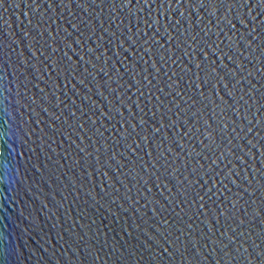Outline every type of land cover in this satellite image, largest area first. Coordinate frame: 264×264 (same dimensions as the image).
<instances>
[{
  "label": "water",
  "instance_id": "water-1",
  "mask_svg": "<svg viewBox=\"0 0 264 264\" xmlns=\"http://www.w3.org/2000/svg\"><path fill=\"white\" fill-rule=\"evenodd\" d=\"M0 264H264V0H0Z\"/></svg>",
  "mask_w": 264,
  "mask_h": 264
}]
</instances>
